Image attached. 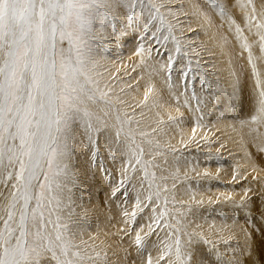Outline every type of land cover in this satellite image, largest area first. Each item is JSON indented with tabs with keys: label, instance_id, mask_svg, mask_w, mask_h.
<instances>
[{
	"label": "snow or ice",
	"instance_id": "snow-or-ice-1",
	"mask_svg": "<svg viewBox=\"0 0 264 264\" xmlns=\"http://www.w3.org/2000/svg\"><path fill=\"white\" fill-rule=\"evenodd\" d=\"M174 3L0 0V264H264V178L249 180L247 170L233 169L240 194L233 188L215 199L230 215L222 209L221 227L213 221L206 233L190 215L191 204L178 206L176 192L190 173H210L159 139L165 127L185 123L184 109L193 127L180 143L210 144L207 133L197 138V129L211 106L219 109L217 121L240 133L257 172L252 162L264 156V0H192L189 11ZM179 15L226 28L220 40L234 38L241 56L247 53V70L230 71L226 86L210 79L215 74L193 38L177 36ZM129 35L139 79L147 76L135 105L100 71L107 43L120 47ZM156 79L177 115L169 111L165 119L160 111L169 105ZM136 109L141 118L155 110L152 122L142 126ZM81 176H102L105 203L118 209L116 230L106 233L111 241L84 238L89 229L76 195ZM190 200L203 204L195 193ZM229 220L239 230L226 234Z\"/></svg>",
	"mask_w": 264,
	"mask_h": 264
},
{
	"label": "rangeland",
	"instance_id": "rangeland-1",
	"mask_svg": "<svg viewBox=\"0 0 264 264\" xmlns=\"http://www.w3.org/2000/svg\"><path fill=\"white\" fill-rule=\"evenodd\" d=\"M184 5V0H175L173 7H178L180 4ZM185 7V5H184ZM186 11H189V7H185ZM178 19L183 22L182 28L183 32L177 31V36L183 35L184 37H192L190 41L194 46L197 47V50L201 53L203 61L208 62L209 71L214 73V76H211L210 79L215 80L216 77H219L222 84L225 83L226 79H229V71L226 68L219 66L216 69L214 61H218V57L215 58V54L212 51L210 53L209 41L204 44L203 39L199 36L203 35L202 30L200 29L197 21L194 20L192 23V18L190 16L179 15ZM175 23V20L172 21ZM216 25H219V21H216ZM191 28L193 31H189ZM215 32L219 35H225L223 32H220L217 27H215ZM197 33L198 38L197 39ZM206 37V36H204ZM231 37V36H230ZM230 39V38H229ZM252 37H250V40ZM231 41V42H230ZM227 44H223L231 53L234 49H238L234 43L233 39H230ZM186 43L189 41H185ZM208 44V45H207ZM136 47V40L132 35L126 37L121 43L120 47H117L115 43H107V52L106 56L108 57L105 60L100 61V71L103 73L105 80L115 84L116 91L119 92L121 88L124 89L123 98L128 101L129 104L135 105L140 99H142L145 85L147 83V76L143 80L139 79L141 75V69L136 67L137 60L136 56L133 54ZM209 50V51H208ZM255 55H259L257 48H253ZM213 54V57H211ZM155 55V53H153ZM209 56V57H208ZM211 57V58H210ZM239 60L233 62V67L236 71H241L243 68L247 70V53L243 54V57L238 54ZM215 65V67H211ZM243 65V66H242ZM133 67H136L135 71H132ZM218 73V74H217ZM118 76V77H117ZM116 79H112V78ZM123 81H121V80ZM121 81V82H120ZM159 82L155 84L157 89L162 90L163 99L168 104V107L161 108L160 111L165 114V119L167 118V113L171 111L173 116L177 115L174 107H171V101L169 100L167 90L164 88L163 84L159 79H156ZM128 84L132 85V88L127 87ZM225 85V84H224ZM226 86V85H225ZM196 87L199 89V74L196 77ZM129 113H132V109H128ZM153 112H148L145 110L146 115L141 118L139 113L140 110L136 109V118L142 120V126L152 122L154 116ZM184 112L185 123L177 127L176 125H170L164 128V131L160 134L159 139L162 144H171L177 149V155H181L184 158H187L192 161L193 164H199V171L203 172L205 168L209 171L210 175L208 177H197L195 173H190V177L183 185H178V191L176 192V199L178 201H184V207H187L188 204H191L193 212L190 214L196 223H200L204 226V231L207 233L208 224H211L215 221L217 228L221 227L220 217L218 213L223 209V211L230 215L229 206L223 203H215V199L220 197L223 200V196L226 193H230L233 188L237 189V193L234 195H239V189L241 184H237L231 180L233 169H238L240 172L247 170L251 176H259L264 178V156H256L252 163H255L257 166V172H251V164L245 158L244 155V145L241 140V135L238 131H233L232 127L229 126V122L217 121V116L219 115V109L209 108L206 110V119L204 121V127L197 129V138L199 139L205 133H207L208 138L211 140L210 144H205L203 140H200L199 146L196 144H190L187 147L180 143L181 137L187 139V137L192 135L193 121L191 114L186 110L181 109ZM213 119V120H212ZM216 119V120H215ZM215 124V126H213ZM224 144V148H219L220 144ZM211 155L212 159H206ZM171 159V157H169ZM119 166V161L116 162L115 167ZM78 167H84L83 161ZM109 167L113 165L109 164ZM212 176V177H211ZM99 182L98 185H94V180L87 179L81 176V186L76 190V195L78 197L77 203H82L83 207L78 208L77 211L86 215L88 232L85 233L84 238L88 239L89 235L97 236L99 240H108L111 241V236H106V233L114 232L116 229L113 227L119 220L118 209H116L114 204L105 203V192L108 190L107 187L102 183L103 177L98 176L95 179ZM199 181V184H197ZM191 188V192H186L185 189ZM192 193H195L196 200H203L202 205H198L192 202L189 197ZM82 197V201L79 199ZM188 198L189 200L185 199ZM213 202L210 204L209 201ZM130 207V205H129ZM113 214V215H112ZM111 217V219H110ZM205 218H207V223H205ZM229 228L225 229V233L232 230H239V226H232L231 221H228ZM195 225H192L194 227ZM235 243V241H233Z\"/></svg>",
	"mask_w": 264,
	"mask_h": 264
},
{
	"label": "bare ground",
	"instance_id": "bare-ground-1",
	"mask_svg": "<svg viewBox=\"0 0 264 264\" xmlns=\"http://www.w3.org/2000/svg\"><path fill=\"white\" fill-rule=\"evenodd\" d=\"M192 2V0H184V5L185 7H189L190 8V3ZM192 18V23L196 24L194 22V20L197 21V24L199 25L200 29L202 30V33L203 35H200L199 37L201 39H203L202 42H204V44H206L208 41H209V49H210V53H212V51L214 52L215 54V58L218 57V61H214V64L216 65V69L221 66L223 68H226L227 71H229L231 69V71L234 69L233 67V62L236 61V60H239V57H238V54H240V51L238 49H234V51H232L231 53L229 52V50L222 44L221 40H220V37L219 35L215 32V28L214 27H208L207 25H205L204 27H201V23L202 21L198 20L196 17L194 16H190ZM226 31V28L224 29H220L219 31L220 32H223L225 34L224 31ZM198 34V33H197ZM227 35V31H226V34ZM206 36V37H204ZM230 39H233V43L234 45L238 47V45L236 44L235 40L233 37H230ZM199 39V38H197ZM230 39H228V41H230ZM208 40V41H207ZM231 42V41H230ZM207 44V45H208ZM209 51V50H208ZM245 54V53H244ZM209 57V56H208ZM213 57V54L212 56ZM210 57V58H211ZM138 58L136 57L135 60H137ZM231 60V64L229 63V61ZM240 61V60H239ZM138 62V61H137ZM243 66V65H242ZM218 71V69H217ZM218 74V73H217ZM118 77V76H117ZM116 79V78H115ZM121 80V79H120ZM230 80V76H229V79H226L225 81V85H227V82ZM122 81V80H121ZM120 81V82H121ZM123 82V81H122ZM155 84H158V86L160 87V83L157 82L155 80ZM171 103V102H170ZM213 120V119H212ZM216 120V119H215ZM212 177V176H211ZM99 182H97L95 179H94V185H98ZM185 199L189 200L188 198L185 197ZM113 215V214H112Z\"/></svg>",
	"mask_w": 264,
	"mask_h": 264
}]
</instances>
